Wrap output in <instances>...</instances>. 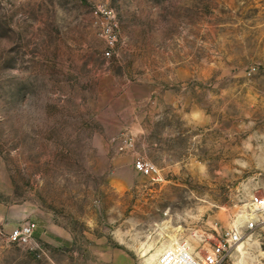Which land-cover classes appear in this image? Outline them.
<instances>
[{
    "label": "rangeland",
    "instance_id": "374dc122",
    "mask_svg": "<svg viewBox=\"0 0 264 264\" xmlns=\"http://www.w3.org/2000/svg\"><path fill=\"white\" fill-rule=\"evenodd\" d=\"M254 194L264 0H0V264H152L165 223L198 252Z\"/></svg>",
    "mask_w": 264,
    "mask_h": 264
},
{
    "label": "built area",
    "instance_id": "2783aa9c",
    "mask_svg": "<svg viewBox=\"0 0 264 264\" xmlns=\"http://www.w3.org/2000/svg\"><path fill=\"white\" fill-rule=\"evenodd\" d=\"M108 56V53H106ZM131 143L124 140L119 151L131 147ZM133 169L143 177H150L155 182H162L160 171L153 164L144 160H136ZM264 225V196L252 195L244 209L235 221L224 229L221 234L216 232L213 244L206 243L200 251H189L185 243L178 241L172 248L162 251L152 264H222L233 251L245 240L252 237ZM36 225L26 222L10 230L8 241L18 246H29L34 241ZM202 251L204 252L202 254Z\"/></svg>",
    "mask_w": 264,
    "mask_h": 264
},
{
    "label": "bare ground",
    "instance_id": "6f19581e",
    "mask_svg": "<svg viewBox=\"0 0 264 264\" xmlns=\"http://www.w3.org/2000/svg\"><path fill=\"white\" fill-rule=\"evenodd\" d=\"M162 229H163V230H166V231L168 232V237H169V240L171 241V243H173V244L177 243V242L175 241V237H176V236H175V233H173V232H175L174 230H172V232H171V229L169 228V226L166 225V223L162 225ZM173 244H172V245H173ZM172 245H170L167 249L172 248ZM243 245H244V242L238 246L237 251H234V253H235V252H240V251L243 249ZM163 251H164V250H163ZM157 257H158V256H157Z\"/></svg>",
    "mask_w": 264,
    "mask_h": 264
}]
</instances>
